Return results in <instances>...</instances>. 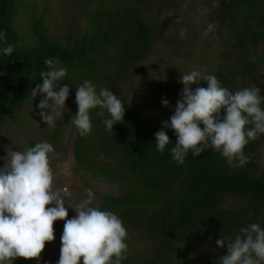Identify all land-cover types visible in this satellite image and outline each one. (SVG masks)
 Listing matches in <instances>:
<instances>
[{"label":"trees","instance_id":"1","mask_svg":"<svg viewBox=\"0 0 264 264\" xmlns=\"http://www.w3.org/2000/svg\"><path fill=\"white\" fill-rule=\"evenodd\" d=\"M71 2L88 14L87 26L53 38L33 5L36 45L27 47L20 0H0V175L5 132L24 111L22 124L37 132L31 160L52 161L43 141L63 146L69 125L88 189L93 179L119 188L97 193L92 212L116 250L102 260L75 249L57 264H264V0H196L208 8L207 25L168 40L167 24L179 31L181 19L167 12L157 23L155 8L189 10L190 0ZM159 41L185 65H169L143 105L144 86L133 98L124 89ZM189 64L207 67L194 82L183 79ZM62 93L67 116L48 136L39 123ZM135 234L153 245L148 255L135 252Z\"/></svg>","mask_w":264,"mask_h":264},{"label":"rangeland","instance_id":"2","mask_svg":"<svg viewBox=\"0 0 264 264\" xmlns=\"http://www.w3.org/2000/svg\"><path fill=\"white\" fill-rule=\"evenodd\" d=\"M190 3L189 10L175 6V9H162L164 13H161V9L155 8L159 17L155 18L157 23L167 12L181 19L178 24L179 31L174 24H167L166 40L172 36H195L192 26L207 25L208 8L198 4L196 0H190ZM20 4L18 29L23 44L27 47L36 45L32 32V17L28 13L33 5L36 6L39 17L46 13L47 26L53 38L64 36L73 24L79 23L86 27L89 19L88 14L75 7L71 0H20ZM107 6L117 9L118 3L111 1ZM207 37L208 34L204 41ZM165 45L162 41L157 43L155 53L138 66L124 89L125 94L133 98L135 92L144 86L147 99L142 100L143 105L152 102L149 96L152 97L160 88L163 80L161 75L169 65H185L178 58V49L171 46L169 51ZM203 45L204 43H200L196 49L199 57L203 54ZM213 45L212 50L217 60L223 48L217 40ZM215 64L213 63L217 66ZM186 67L183 78L186 82H194L207 68L191 64ZM101 83V89L104 90L106 83ZM67 95L68 93H62L53 97L48 117L39 123V127L46 126V129H38L40 132L45 133L46 130L47 135L51 136L54 126L67 116L61 106L69 97ZM25 114L24 111L21 112L18 116L20 120L17 117L12 118L11 122L16 119L18 121H15L16 125L11 123L5 132L0 175L4 189V196L0 199V264H57L58 258L69 259L75 249L82 250V253L94 259H105L108 253L116 249L112 242H107L101 223L93 221L92 212L98 210L100 205L98 194H113L119 188L93 179L90 182L93 189H88L82 179L85 172H77L78 164L74 155L76 128L69 125L66 126L70 131L63 146L43 141L49 154H55L52 161L31 160L27 145L37 132L22 124ZM37 135L39 139L46 137L39 132ZM261 172H264V165ZM132 239L136 243L135 252L148 255L145 253H148L153 245L143 241L139 234L132 235Z\"/></svg>","mask_w":264,"mask_h":264}]
</instances>
